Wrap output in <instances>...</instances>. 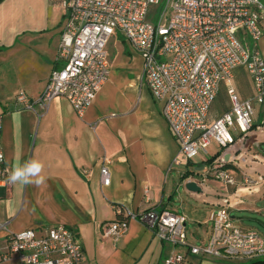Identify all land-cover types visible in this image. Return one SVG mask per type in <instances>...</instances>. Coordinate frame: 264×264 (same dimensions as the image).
<instances>
[{
  "label": "crops",
  "instance_id": "0c3cea01",
  "mask_svg": "<svg viewBox=\"0 0 264 264\" xmlns=\"http://www.w3.org/2000/svg\"><path fill=\"white\" fill-rule=\"evenodd\" d=\"M62 1L0 0V146L10 173L14 167L38 159L46 177L39 187L10 183L0 189V245L13 233L35 230L41 235L48 227L64 225L75 233L87 258L85 264H165L171 254H186V249L161 242L136 221L117 240L104 238L102 228L125 218L117 214V208L136 214L168 210L186 217L185 202L177 201L181 187L195 210L198 205L207 209L206 237L201 244L211 232V213L227 202L242 228L264 235V230L244 224L240 216L253 214L264 229V183L257 191L237 195L235 187L206 177L208 161L219 156L229 163L228 170H235L240 182L245 176L264 180V130L257 129L264 106L258 107L253 144L249 135L227 149L217 147L210 155L211 145L206 155L171 170L178 144L163 118V103L152 97L142 79L143 59L121 33L107 46L109 80L84 117H78L64 97L34 110L16 102L21 93L36 101L51 72L62 67L56 62L65 23ZM259 49L264 58V37ZM235 80L240 99H251L254 86L249 75L248 86ZM230 107L227 88L222 86L209 121ZM235 157L238 166L231 163ZM104 161L111 172L108 187L101 184ZM191 166L196 167L194 171ZM186 179H193L199 192L187 190ZM187 240L190 246L196 245L188 233ZM235 260L191 258L190 264H231Z\"/></svg>",
  "mask_w": 264,
  "mask_h": 264
},
{
  "label": "built area",
  "instance_id": "2783aa9c",
  "mask_svg": "<svg viewBox=\"0 0 264 264\" xmlns=\"http://www.w3.org/2000/svg\"><path fill=\"white\" fill-rule=\"evenodd\" d=\"M61 7L65 23L56 62L62 67L51 72L36 101L24 93L18 95L16 102L22 108H46L57 97H64L78 117H84L109 80L107 46L121 33L143 59L142 79L152 97L163 103V118L178 144L171 170L206 155L213 142L227 149L238 138L253 135L258 107L264 106V58L259 49L264 37V0H63ZM239 67L246 69L254 86V96L245 101L234 86V70ZM222 86L227 88L231 107L210 122ZM2 128L0 116V137ZM257 129L264 130V110ZM0 155V189H6L10 172L1 146ZM237 160L232 165L238 166ZM107 164L104 161L101 168L104 187L111 184ZM208 165L206 177L235 187L237 195L257 191L264 183L249 176L237 183L229 173V163L219 156ZM231 208L227 202L211 213V232L201 245L188 244L184 215L156 209L136 214L117 208V214L125 218L104 225L103 237L117 240L136 221L161 242L186 249V254H171L165 264H190L191 258H264V235L242 228ZM12 260L19 264H85L87 258L75 233L57 225L41 235L35 230L10 234L0 245V263Z\"/></svg>",
  "mask_w": 264,
  "mask_h": 264
},
{
  "label": "rangeland",
  "instance_id": "374dc122",
  "mask_svg": "<svg viewBox=\"0 0 264 264\" xmlns=\"http://www.w3.org/2000/svg\"><path fill=\"white\" fill-rule=\"evenodd\" d=\"M164 5H162L163 7ZM155 10L152 7L151 8V13H153ZM234 76L236 77L235 83H241L244 87L248 86V84H246L247 82H245V80L248 78V74L246 73V69L244 67H239L236 68L234 70ZM254 136L252 135L250 138L251 142L250 144H253L254 141H256V138H253ZM249 144V145H250ZM217 144L215 142L212 143V146L209 149V153L210 155L214 154V152L216 151ZM199 159V158H198ZM184 165L188 166L187 162H184ZM191 171H194V169L196 168L195 166H191L190 167ZM188 171V170H187ZM235 170H229V173L231 176L234 175V177L237 179L238 183L240 182V177L236 176L234 173ZM214 180V179H213ZM215 181L219 182L218 180L215 179ZM190 180L186 179V183H189ZM177 197L179 198V200H177L179 203L182 204V202H185V208L183 209V212L186 215V219H187V233H188V237L189 240L196 244V245H200L202 240L205 239L206 237V229H205V225L208 224V212L205 206L202 205H198L197 207L198 210H195V208H193V204L194 203L191 199H189L187 197V195L185 194L183 188L181 187L179 190V195H177ZM180 206V205H178ZM243 223L246 225H250V226H255L260 230H264L263 227L260 225V222L255 221L254 215L249 213V212H244L242 214H240ZM202 238V239H201ZM252 259L250 260H245V259H238L233 261L231 264H251Z\"/></svg>",
  "mask_w": 264,
  "mask_h": 264
},
{
  "label": "clouds",
  "instance_id": "9594fccd",
  "mask_svg": "<svg viewBox=\"0 0 264 264\" xmlns=\"http://www.w3.org/2000/svg\"><path fill=\"white\" fill-rule=\"evenodd\" d=\"M0 159L3 156L0 155ZM44 164L38 159H31L21 165L13 168L8 176V182L11 184H34L37 187L46 182V177L42 175Z\"/></svg>",
  "mask_w": 264,
  "mask_h": 264
},
{
  "label": "water",
  "instance_id": "95a60500",
  "mask_svg": "<svg viewBox=\"0 0 264 264\" xmlns=\"http://www.w3.org/2000/svg\"><path fill=\"white\" fill-rule=\"evenodd\" d=\"M186 187L187 190L189 191H194V192H199V189L197 187V185L193 182H189L186 185H184Z\"/></svg>",
  "mask_w": 264,
  "mask_h": 264
},
{
  "label": "trees",
  "instance_id": "16d2710c",
  "mask_svg": "<svg viewBox=\"0 0 264 264\" xmlns=\"http://www.w3.org/2000/svg\"><path fill=\"white\" fill-rule=\"evenodd\" d=\"M251 264H264V259L251 261Z\"/></svg>",
  "mask_w": 264,
  "mask_h": 264
}]
</instances>
